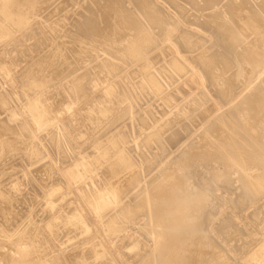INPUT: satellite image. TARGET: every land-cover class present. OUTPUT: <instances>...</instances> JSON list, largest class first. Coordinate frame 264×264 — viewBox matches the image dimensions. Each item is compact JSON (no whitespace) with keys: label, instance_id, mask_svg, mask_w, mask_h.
Returning a JSON list of instances; mask_svg holds the SVG:
<instances>
[{"label":"bare ground","instance_id":"bare-ground-1","mask_svg":"<svg viewBox=\"0 0 264 264\" xmlns=\"http://www.w3.org/2000/svg\"><path fill=\"white\" fill-rule=\"evenodd\" d=\"M55 1L0 0V264H130L126 254L140 255L134 264H264V0H229L225 8L209 6L213 12L203 18L184 16L182 0L173 3L181 14L155 7L161 0H87L92 6L75 15H89L72 22V29L61 16L38 18ZM200 1L196 6L208 9ZM200 22L208 29L197 28L208 34L192 28ZM215 31H224L225 46ZM193 47L196 55L183 54ZM162 58L167 66L157 68ZM86 61L95 64L76 72ZM230 69L240 72L228 75ZM212 86L222 87V99L208 107ZM148 97L162 100L164 117L153 118ZM223 105L228 111L218 113ZM204 106L213 118L195 128L200 113L194 112ZM184 111L191 134L201 132L188 144L183 140L187 145L177 159L167 160V140L178 141L187 129L164 135L180 124ZM125 117L131 120L127 131L110 129ZM87 124L92 137H85ZM145 131L149 135L141 138ZM85 144L94 148L91 154ZM153 148L157 152H148ZM16 156L34 170L7 182L15 170H6V161ZM149 168L159 171L148 177ZM71 190L81 208L66 199ZM40 199L50 214L44 224L43 214H36L39 221L33 216ZM21 200L28 206L24 213L17 209ZM106 209L111 211L101 226L89 224ZM19 218L21 226L12 228ZM63 225L80 230V240L68 255H55L57 246L51 255L49 244ZM236 230L239 240L246 237L238 254L227 238ZM135 231L141 237L131 235ZM214 232L220 248L209 247ZM110 237H127V253L116 252Z\"/></svg>","mask_w":264,"mask_h":264},{"label":"rangeland","instance_id":"rangeland-1","mask_svg":"<svg viewBox=\"0 0 264 264\" xmlns=\"http://www.w3.org/2000/svg\"><path fill=\"white\" fill-rule=\"evenodd\" d=\"M56 1H58V2H56ZM55 1V3H52L51 5H49L50 7H48V10L46 9L44 12H42V13H40V15H39V19H41V20H46V19H56V18H58V16L60 17H62L64 20H63V22L65 23V26H66V22H67V24L70 26V28L72 29L73 28V23L75 24L76 22H77V20L78 21H81V19H82V21H83V18H84V20H85V17L87 16V15H89V13L87 14H83V15H80V17H78L79 15H75V12H78L79 10H81L82 11V8H81V6H87V4L88 5H90V6H92L91 4H93V2H91V1H88V2H86L87 0H56ZM72 2V4L70 3V2ZM80 1V2H79ZM179 0H174V2H171V1H169V0H161L160 2H158V3H160V4H157V5H154L155 7H157V8H162V9H167V11H169L170 9V11L169 12H173L172 11V9L173 8H175V10H174V12L176 13V11L178 12V10H180L178 13L179 14H181V9L180 8H177L176 7V5H174L173 3H175V2H178ZM182 1H184V3L182 2ZM182 1H180L179 3L180 4H182V6H183V8H185V13L183 14L184 16L186 15V14H188V15H190V14H194V15H196V16H198V17H201V18H203L202 17V15H205V12L207 11V13H211V12H213V8H215V6H213V5H216V6H218V8H225L226 6H225V4H227L228 2H229V0H218L217 2H214V1H210V0H204L203 2H205V3H202V1H200V3L202 4V5H207L206 7H208V9H204V11H202V9H199V7L198 6H196V2H195V0H191V2H190V0H187V1H185V0H182ZM208 1H210L209 3H208ZM61 2V3H60ZM90 2V3H89ZM162 2L164 3V5H162ZM189 2V3H188ZM56 3H57V5H56ZM76 3H80L79 5L78 4H76ZM188 3V4H187ZM211 3V4H210ZM64 4V7H62L61 9H58L57 11H54V9L56 8V7H58V6H61V5H63ZM84 4V5H83ZM223 6H222V5ZM250 4L251 5H254V4H252V1L250 0ZM56 5V6H55ZM71 5V6H70ZM168 5V6H167ZM189 5V6H188ZM52 6H54V7H52ZM162 6H164V8L162 7ZM168 8H167V7ZM191 6V7H190ZM193 6V7H192ZM213 7V8H210V7ZM67 7V8H66ZM80 7V8H79ZM171 7V8H170ZM196 7H197V9H198V11H196L197 9H196ZM66 8V9H65ZM78 8H79V10H78ZM75 9V10H74ZM216 9V8H215ZM200 10V11H199ZM208 10H209V12H208ZM49 11V12H48ZM52 11V12H51ZM62 11V12H61ZM166 11V12H167ZM194 11V12H193ZM49 14H48V13ZM60 12H61V14H60ZM196 12V13H195ZM51 13H53V14H51ZM69 13H71V14H69ZM168 13V12H167ZM197 13H198V15H197ZM206 13V14H207ZM60 14V15H59ZM49 15H52V17L51 16H49ZM68 15V16H67ZM75 15V16H74ZM230 15V14H229ZM228 15V16H229ZM74 16V17H73ZM81 16H83L82 18H81ZM227 16V15H226ZM227 16V17H228ZM66 17V18H65ZM45 18V19H44ZM68 18V19H67ZM73 18L75 19L74 21H73ZM200 18V19H201ZM67 20V21H66ZM106 20H108L107 19V17H104L103 18V21H106ZM201 21H202V19H201ZM69 22H71V24H69ZM73 22V23H72ZM196 24V23H195ZM198 24V23H197ZM196 24V25H197ZM196 25H193L192 26V28L193 29H195L196 28V33L198 34V35H204V33L203 32H207L206 34H208V31L207 30H205L208 26H203L205 29H203V30H201L203 27H202V25L203 24H201V22L196 26ZM69 26L67 27V28H69ZM196 26V27H195ZM197 27H199V28H201L200 30H201V32H200V30H199V28H197ZM208 29V28H207ZM197 30H199V31H197ZM154 32H157V30L156 31H154ZM201 34H200V33ZM218 32V33H217ZM217 33V34H216ZM220 33V31H215L214 32V35L216 36V37H218V38H220V45H223V46H225V42H223V40H221V37L223 38V36H224V31H221V34H219ZM205 34V35H206ZM174 39L176 38H178V36H174L173 37ZM32 40L33 39H29L28 40V43H31L32 42ZM221 43H223V44H221ZM186 43H182V48L185 50L186 48H188L189 46V44L186 46L185 45ZM205 45H209V43H207V44H205ZM194 48V49H193ZM192 49H190L188 52H186V53H183V54H193V55H196L197 53H198V51H199V49H197L198 47H193ZM195 48H196V50H195ZM215 48V47H214ZM49 49H50V47H49ZM193 50V51H192ZM198 50V51H197ZM45 51H48V48H46V50ZM162 60V61H161ZM164 60V61H163ZM165 60H167V59H164V58H162V59H160V61L158 62V64H157V68H161V66H163L164 64V66H167V61H165ZM71 61H73L72 59L71 60H69V62H67V65H69L68 66V68L70 69L72 66H74L73 64H74V61L73 62H71ZM87 62V61H86ZM83 66H85V67H79V69H78V71H76V72H83V71H85V70H87L89 67H91V66H93L94 64H95V62H93L92 63V65H88L89 63L87 62L86 64L83 62V63H81ZM80 64V65H81ZM67 65H66V67H67ZM79 65V66H80ZM161 65V66H160ZM160 66V67H159ZM84 69V70H83ZM238 71L240 72V69H230L229 71H228V75H232V74H237L238 73ZM214 72H217V71H214ZM235 72V73H234ZM163 76H165V74L163 73ZM52 78L53 77H56L55 75L54 76H51ZM242 80H243V82L246 80V78H241ZM167 80V79H166ZM165 80V82L166 83H168V85H169V87L167 86V84H166V86H165V88H167V90L170 88L171 90H173L174 89V86L175 85H173L172 84V82L170 81V83H169V80H167L166 81ZM109 82H111L112 80H108ZM246 82V81H245ZM164 83V82H163ZM172 85V86H171ZM173 87V88H172ZM218 87V88H217ZM219 87L220 88H222L221 86H212V88H213V93L214 94H216V95H214L211 91V89H210V95H211V98H213V99H211L209 102H208V107L209 106H216V104L219 102V101H221V99H222V97H220L219 96V94H218V91H219ZM234 87V89H235V92H239L240 91V89L238 88V85H235V86H233ZM238 88V89H237ZM216 89H217V91H216ZM237 89V90H236ZM2 89H0V91H1ZM170 90V91H171ZM216 92V93H215ZM180 95V94H179ZM236 96H237V94H235ZM235 95H233L232 96V98H234V96ZM181 96V95H180ZM182 97H186V95H182ZM158 98H160V96L159 97H157L156 99H158ZM220 98V99H219ZM148 99H151V101L149 100V103L147 102V105L149 104L150 105V108L151 107H153V108H155V109H153V108H151V109H153L152 110V115H153V118H155V119H159V118H162V117H164V114H165V109H167L166 108V106L164 105V103H162V100H160V103H159V100H156L155 98H154V100H156V101H154L151 97H148ZM152 101H154V102H152ZM212 101H213V103H215V101H216V104H212ZM143 102H145V100L143 101ZM142 102V103H143ZM152 102V103H151ZM156 102V103H155ZM151 103V104H150ZM158 103V104H157ZM210 103V104H209ZM141 104V103H140ZM142 105H144V104H142ZM146 105V104H145ZM144 105V107H147V106H145ZM153 105V106H152ZM157 105V106H156ZM160 107H159V106ZM182 105V104H181ZM225 105H223L222 107H224ZM149 107V106H148ZM159 109H158V108ZM222 107L220 108V110H219V112L218 113H220V111H222V112H225V111H228V109H229V107L226 105L223 109H222ZM203 108V107H202ZM199 109V110H197L196 112H194V114H198V113H200V115H199V117L196 119V124L194 125L195 126V128H198L197 126H199L200 128H202L201 126H203V123H205L207 120H208V118L207 117H209V116H207V115H205L203 112H204V110H205V108H206V106H204V108L203 109ZM155 110V111H154ZM221 112V113H222ZM159 113V114H158ZM227 113V112H226ZM188 114V112L186 113L185 111H184V113L182 112V121L180 122V124L178 125V126H176V127H174L173 129H170V131L169 130H167V132L165 133V135H164V138H166L165 136H167V138L169 137V136H171L172 135V133L174 132V130H175V128L176 129H179L180 127H183V128H185V129H187V131H183L182 132V134L183 135H186V136H190L191 135V138H189V137H187L186 138V136H183L182 134L180 135V138H179V140L178 141H172V143H171V141H169V140H167V142H166V144L165 145H169L171 148L169 149L168 147L166 148V146H165V151H164V153H167V151H168V153L166 154V156H168L169 158L167 159V160H169V159H177L176 157L177 156H179V154L181 153V151L183 150V149H185L184 148V146L186 147V145L188 144L187 142H189V140L190 139H193L194 137H196L200 132H201V130H199V132L197 131V134L196 133H194V135H193V133L191 134V132H192V130H191V124H190V122H188L189 121V119L190 118H186L187 115ZM192 115L191 117H193V116H195L196 117V115ZM202 116V117H201ZM1 117H5V114H1ZM118 116L115 114L112 118L114 119H116ZM201 118V119H200ZM210 119H212L213 118V116H211V117H209ZM185 119H188L187 120V122L189 123H187L186 122V120ZM198 120V121H197ZM200 120H202V122L200 121ZM205 120V121H204ZM130 119L129 118H126L125 117V121L124 120H122L121 122H119L118 124H114V125H112V126H110V129H112V130H114V128L117 126V128L115 129V130H117V129H124V131H127L128 129H129V127H127V125L128 124H131L130 123ZM202 123V125H201V123ZM124 123H126V124H124ZM86 124V123H85ZM201 125V126H200ZM87 126H88V128H89V125L87 124ZM126 126V127H125ZM178 127V128H177ZM199 128V129H200ZM90 129V128H89ZM126 129V130H125ZM173 130V131H172ZM171 131H172V133H171ZM90 132V133H89ZM171 134H169V133ZM92 133H94V132H91V129L88 131V135H85V137H92V135H94V134H92ZM100 133H102V132H100ZM149 133H150V131H145L144 132V134H141V138H144V137H147V135H149ZM128 134V133H127ZM139 134V135H140ZM167 134V135H166ZM169 134V135H168ZM91 135V136H90ZM129 135V134H128ZM196 135V136H195ZM79 134L78 135H75V137H77V138H79ZM83 136V135H82ZM127 136V135H126ZM189 138V139H188ZM91 139V138H90ZM187 139V141H185ZM199 139L200 138H196L195 139V141L196 142H198L199 141ZM187 143H185L184 141ZM182 141V142H181ZM180 142V143H179ZM175 145H174V144ZM172 144H173V146H172ZM179 144V145H178ZM182 144V145H181ZM184 144H186V145H184ZM81 145V144H80ZM177 145V146H176ZM184 145V146H183ZM88 146V147H87ZM150 146H153V144H151ZM176 146V147H175ZM80 147V146H79ZM78 147V148H79ZM81 147H83V145L81 146ZM91 146L90 145H88V144H85V147H83L82 149L83 150H85L88 154L90 153H92L93 152V150H94V148L92 147V151H88V150H91V148H90ZM88 148V149H87ZM173 148V149H172ZM175 148V149H174ZM168 149V150H167ZM167 150V151H166ZM170 150H172L171 151V153H170ZM174 150V151H173ZM148 152H150V153H152V154H154L155 152H157L156 151V149H151L150 151H148ZM160 152V151H159ZM176 153V154H175ZM52 154H53V156L54 155H56V153H55V151H53L52 152ZM68 155L67 156H71L72 154L71 153H67ZM169 154V155H168ZM213 154V151L212 150H210V151H207L206 152V156H210V155H212ZM57 157V156H56ZM14 158H16V159H14ZM14 158H11L10 160H12V161H10L9 159H7V161H6V167L7 168H5L6 170L7 169H9V170H11V169H14L15 170V172H13L11 175V177L7 180V182L8 181H11V179H16V177H18V179H22L23 178V175H24V172L25 171H30V170H34V168H33V166L32 165H30V163H27L26 161H24V160H22L21 158V161L22 162H19L18 161V159L17 158H19V156H16V157H14ZM15 161V162H14ZM12 162V163H11ZM27 164H26V163ZM59 162H63L62 160H60ZM21 163V164H20ZM24 163V164H23ZM56 164H57V162H55ZM54 163V164H55ZM176 163V162H175ZM208 163H211V160H209L208 161ZM29 164V165H28ZM146 164V166L148 165V163L147 162H144V165ZM24 166L23 168H22V166ZM25 165H28V167L27 166H25ZM40 164H36V166L34 165V167H37V166H39ZM11 166V167H10ZM31 166V167H30ZM25 168L27 169V170H25ZM29 168V169H28ZM19 170V171H18ZM152 170H153V172H152ZM147 171H149L148 172V177L149 176H152L153 174H156L158 171H159V168H156V170L155 169H150L149 168V170H147ZM22 172V173H21ZM216 172V170L215 169H211V173H215ZM15 173V174H14ZM18 173V174H17ZM56 173H57V170H56ZM233 174H235V175H233ZM232 175H230L228 178L229 179H231V180H234L236 177H237V173H233ZM15 175V176H14ZM17 175V176H16ZM44 176V175H43ZM43 176H41L40 178H43ZM234 176V177H233ZM44 177H46V176H44ZM58 177H59V175H58V173H57V175L55 176V178H54V180L56 181V182H54L55 184L57 183V184H59L60 183V180L58 179ZM60 178V177H59ZM57 179V180H56ZM30 187V188H29ZM73 187H74V185H73ZM77 187L75 186L74 187V189H76ZM30 189H32V187L31 186H28V187H26L25 189H24V191H23V195L25 194V193H27ZM73 190V189H72ZM70 191V193H72V194H70L69 195V192H68V195H67V198L66 199H68L69 201H70V204L72 205V206H74V205H76V206H79L80 208H81V206H83L82 205V202H81V200H79L78 199V192H75V193H73V191ZM40 191H41V189H39L38 190V192L40 193ZM76 191V190H75ZM74 194H75V196H74ZM22 195V196H23ZM22 196H20V197H22ZM40 198V197H39ZM71 198H73V199H71ZM139 199V198H138ZM43 201V200H42ZM41 201V199L39 200V202L35 205V208H34V215L33 216H35V218L37 217V221H39L40 220V223L41 224H44V222L46 221L47 222V220H48V218H49V216H50V214H48L45 210H44V203ZM77 203V204H76ZM20 204H22V206H20ZM43 204V205H42ZM18 205V207H17V209H18V211L19 212H21V213H24V212H26V210H27V205H26V203H24V201L23 200H21V202L20 203H18L17 204ZM23 207V208H22ZM40 209H39V208ZM43 207V208H42ZM20 208V209H19ZM42 209V210H41ZM42 211V212H41ZM111 210L110 209H106V210H104V212L102 213V215H100V216H94V217H90L89 218V220H90V223L89 224H91V225H94V224H98V225H102V221L103 220H101V218L102 217H104V216H106L107 214H109V212H110ZM36 214H38V216L39 215H41V214H43L42 216H40V218L36 215ZM26 215V214H25ZM25 215H22V216H24V217H22L21 219H25V217L26 216H28L29 217V215L27 214L26 216ZM47 215V216H46ZM45 216V217H44ZM38 218H39V220H38ZM146 218V217H145ZM145 218H143V219H141V217H139L137 220H139V219H141L140 220V223H144V222H146V220H147V218L145 219ZM20 218L19 219H17V220H15V221H13L12 223H11V225H12V228H15L16 229V226L17 227H19V226H21V223L23 222L22 220H21ZM21 222V223H19V221ZM142 220H145V221H142ZM43 221V222H42ZM16 222V223H15ZM13 223H14V225H13ZM19 223V224H18ZM14 226V227H13ZM61 226V225H60ZM69 226V227H68ZM68 229H70V230H67V228ZM61 228V229H60ZM64 228V229H63ZM224 228V227H223ZM223 228H221V230L223 229ZM71 229H72V231H71ZM226 229V228H225ZM227 229H231V231L230 232H232L233 230H235L236 228L235 227H228ZM64 231V233H63V231ZM69 233L70 231V233L68 234H65L66 233V231ZM224 230V229H223ZM57 231H59L58 233H57ZM57 231L55 232V237H53V239L51 240L52 242L49 244V246H50V248H51V250H50V252H51V255H54V251H55V249L56 248H59V250L58 249H56V251H55V255H68L69 254V252H71L73 249H74V244H76L77 243V241L78 240H80V236H78L77 234L79 233V231L80 230H77V231H73V228H72V226H70V225H63L62 227H58L57 228ZM74 233V234H73ZM142 232L141 231H135L134 233H130L131 235H135V237L137 236V234H138V236L136 237V238H139V236L141 237V234ZM66 235V236H65ZM69 235H70V237H69ZM77 235V236H76ZM129 235V234H128ZM144 235V234H143ZM211 236H212V238L210 237V246L209 247H222V245H223V243H221V240H219L218 239V234H216L215 235V232L213 233V234H210ZM214 235V236H213ZM226 235V234H225ZM73 236H74V238H73ZM130 236V235H129ZM241 237V235H240V233H238L237 232V230H236V233H234V234H230V236L228 235L227 236V238L229 237V239H230V241H229V243L228 244H230V245H232V246H235L236 248H237V254L238 253H241V250L243 251L244 250V247H243V244H244V238H246V237H244L243 236V239L242 240H239V238ZM70 238H72V239H70ZM113 241H114V244H115V246L114 247H116V248H114V250L116 251V252H118L119 254H121V253H123V252H125V253H127L126 251H128L127 250V246H128V243H129V241H128V239H127V237H122V238H116V237H114V238H112V237H110ZM70 239V240H69ZM126 239H127V241H126ZM141 239V238H140ZM57 240V241H56ZM72 240H74L75 242H73ZM201 239H199V238H197L196 239V243H198L199 241H200ZM211 240H214V241H212L211 242ZM234 240V241H233ZM247 241H249L248 239H246ZM245 240V241H246ZM73 243H72V242ZM139 241V240H138ZM218 241V242H217ZM238 241H240V242H238ZM56 242H57V244H56ZM140 242V241H139ZM142 242H144L143 241V239H142ZM238 242V243H237ZM53 243V244H52ZM216 243V244H215ZM219 244V246H217L218 244ZM237 243V244H236ZM52 244V245H51ZM56 244V245H55ZM213 244H215V245H213ZM55 245V246H54ZM237 245H239V248H238V246ZM53 248H52V247ZM57 246V247H56ZM56 247V248H55ZM60 247L61 248H63V250L65 251L64 253H62V251L60 250ZM67 247H68V249H67ZM124 247V248H123ZM205 246H200L199 248H204ZM118 248V249H117ZM236 248H235V250H236ZM240 248H242V249H240ZM240 251H239V250ZM52 250H54V251H52ZM226 251H228V248H226ZM226 251L224 252V253H226ZM121 252V253H120ZM61 253V254H60ZM224 253L222 254V255H224ZM236 254V253H235ZM89 254H88V252H86V255L84 256V258H87L86 260H87V262H91V260H92V258L91 257H89L88 256ZM127 256H124V257H127L128 258V263H133L134 264V261L137 259V258H139V256L140 255H137V256H134V258H133V256H128L129 254H126ZM234 256V254H231L230 253V256ZM231 256V257H232ZM131 257V258H130ZM90 260H89V259ZM126 259V258H125ZM97 263V262H96ZM196 264V262L195 261H192V262H190V263H187V264ZM198 263V262H197ZM199 264V263H198Z\"/></svg>","mask_w":264,"mask_h":264}]
</instances>
